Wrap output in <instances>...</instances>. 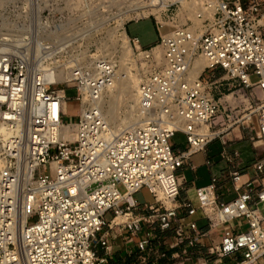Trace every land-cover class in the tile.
I'll list each match as a JSON object with an SVG mask.
<instances>
[{
    "label": "built area",
    "instance_id": "1",
    "mask_svg": "<svg viewBox=\"0 0 264 264\" xmlns=\"http://www.w3.org/2000/svg\"><path fill=\"white\" fill-rule=\"evenodd\" d=\"M14 1L23 5L24 16L13 22L24 28L0 33V264H110L114 233L128 234V253L139 255L142 264H264V163L255 160L247 175L239 168V152L224 141L220 158L229 169L195 189L197 207L181 200L183 180L177 176L190 155L222 140L230 128L222 116L233 121L225 110L220 118V103L211 94L217 70L237 86L261 92L234 124L245 125L255 151L264 149L260 3L197 1L195 24L162 34L163 24L156 23L158 57L155 47L142 48L122 28L130 62L139 66L140 121L115 134L99 107L118 80L116 51L112 59L102 52L110 39L82 50L57 42L69 8L80 6L87 18L107 3ZM118 15L107 22L117 24ZM77 38L86 40L82 33ZM196 60L205 65L194 78ZM56 71L66 79L56 81ZM67 90L79 102L72 124L64 122ZM70 126L67 139L63 132ZM176 132L185 136L180 152L170 144ZM143 187L151 202L140 204L134 196ZM165 236L171 237L169 250L153 256Z\"/></svg>",
    "mask_w": 264,
    "mask_h": 264
},
{
    "label": "rangeland",
    "instance_id": "2",
    "mask_svg": "<svg viewBox=\"0 0 264 264\" xmlns=\"http://www.w3.org/2000/svg\"><path fill=\"white\" fill-rule=\"evenodd\" d=\"M156 0H104L105 3L103 8H99L98 12H92L91 14L88 13V17H81L80 14H82V8L78 5H75L72 8L68 9V12H71L69 15L70 17L67 18L65 16L63 22L61 23V26H63V30L61 31V34L59 35L57 42L58 44L68 46L70 49L73 50H82L84 48H94L95 44L97 45L99 41L110 39V35L108 34L112 33V29L117 26V24H111L110 21L107 22V20H110L114 16L121 14L122 12H126L130 9L141 6H149L152 2H155ZM199 0H186L185 6H181L179 3H173L174 5L170 8H167L168 5H171L170 3H167L164 8L157 10V11H151L147 7V9L144 7L143 9L147 10H141L138 11L137 14H131L128 17L124 18V21L133 22L137 20H142L144 18H148L153 21V23L156 25L163 24L164 27L160 29V32L162 34L169 32L172 30L173 26H180L183 24H190L191 22L195 24L194 20V14L197 10L196 2ZM251 0H242V2L247 3ZM256 2L260 3L261 5V14L263 15V19L260 22L264 23V0H255ZM23 5L17 4L14 0H0V33L4 32V30L10 31V27L17 28L19 27L20 30L21 27L16 25V22L19 21V14H22L23 12ZM67 10V9H65ZM64 11V9H63ZM95 11V10H94ZM24 16V14H22ZM68 15V14H67ZM260 19V18H259ZM98 20L99 23L102 22L104 25L102 28H100L99 32L90 39L86 40H79L77 38V35L81 34V32L86 31L89 29V27L95 26L96 24L92 23L93 21ZM16 21V22H13ZM107 22V23H105ZM259 22V24H260ZM23 26V25H21ZM125 25H123V28ZM9 28V29H8ZM24 28V26H23ZM86 29V30H85ZM17 29H13L12 31H17ZM81 31V32H80ZM122 29L118 32L117 38L118 43L117 46L114 43V46L116 48L114 49L116 51V54L118 56L117 60L120 61V57L122 55V50L120 48L121 44V33ZM80 32V33H79ZM82 32V33H83ZM127 35L130 37H137L139 39V42L141 45H145V42L147 41V38L149 35L154 38V31L150 27V21H141L140 23H130L126 27ZM79 33V34H78ZM68 35H71V39H67L66 37ZM156 36V35H155ZM63 39V40H62ZM111 46L113 44V40L110 39ZM70 45V46H69ZM155 47V46H154ZM152 47V48H154ZM112 54L106 55L108 58L111 56L114 57V50L113 48ZM153 53L158 56L160 53V48L155 47L153 49ZM115 54V55H116ZM66 58V56H64ZM205 65V64H204ZM134 67V66H133ZM138 68L139 66H136L135 72L131 69V74L133 77V81L136 84L138 83ZM63 73L61 72V75ZM123 74V72H121ZM208 74H205L206 77ZM65 77L64 75H62ZM215 78L212 79V81H216L214 85L211 86V94L214 96L215 99H217L220 103L221 108V115L224 114V110L226 111V114L233 115V121L231 122V125L228 124L226 118L222 116L223 119L222 123L229 125V131H232L233 128H236V135H233L232 142L228 143H234L238 140H246L249 138L250 133L245 128V125H241L240 123L234 124V122L239 119V116L243 113L244 109L248 106V102H250L252 105L253 103L257 102L261 98V92L257 89H244L242 87L237 86V83L233 80H228L225 74L221 70H217L214 72ZM254 81V78L251 79ZM122 87H125V85H121ZM127 94V95H126ZM125 95V96H124ZM66 96L69 99L66 103V116L64 118V122L66 124L74 123L76 121V117L79 112V102L74 100L75 97V91L74 90H67ZM122 98V99H121ZM118 114L120 119H124L125 117L129 116V107L133 105V102L135 101V91L134 92H128V93H122L120 94V97L118 99ZM135 115V114H134ZM218 118L217 120H221ZM74 127V126H73ZM73 127H68V132L73 133ZM239 129V131H238ZM66 130V128H65ZM240 132V135H239ZM226 135V133L224 134ZM223 135V136H224ZM222 136V137H223ZM233 148L236 149V151L240 154V160L243 162L244 165H248L252 161L255 160H261L264 163V149L259 148L258 150L254 151L251 148V145L248 141H241L238 143L233 144ZM210 154L211 156L216 155L221 151V139L217 138L215 141L210 145ZM213 161H218L219 158L215 157V159H212ZM191 162L198 167V175L200 177L205 178L207 175V167H205V160L203 154L199 153L197 155H194L191 158ZM213 172H217V168H213ZM183 175L185 176L186 183L184 184V190L181 191V200H184L185 197L189 198L192 205L194 207L198 206V202L196 199V191L194 188H190L189 181L193 180V176L189 174L188 172H184ZM205 182L196 181L195 184L197 187L204 185ZM120 191H122L121 188H119ZM135 199L140 203H149L151 202V197L145 187L141 188L136 194ZM111 218L110 214L106 215V220H109ZM242 224L243 222L240 221L238 224ZM118 233H114L113 236L116 238L112 239V256L110 264H142L140 262V256L139 255H130L129 248L127 247L128 244L126 243L128 234L122 233L123 236L117 235ZM216 241V239H215ZM171 242V237L165 236L161 240V244L156 247V249L153 250L152 255L156 256L157 253H159L162 250H169L167 247L168 244ZM134 252V251H133ZM228 259H224L223 262H228ZM159 264H165L164 261L160 262Z\"/></svg>",
    "mask_w": 264,
    "mask_h": 264
},
{
    "label": "bare ground",
    "instance_id": "3",
    "mask_svg": "<svg viewBox=\"0 0 264 264\" xmlns=\"http://www.w3.org/2000/svg\"><path fill=\"white\" fill-rule=\"evenodd\" d=\"M167 3H170V4L179 3L181 6H185L186 0H156L155 2H152L149 6H141V7L136 6L135 8L130 9V10L118 15V18H119V20L117 21L118 24H117V26H115L114 29H112V33L110 34V39L113 40V44L111 47L102 45L103 46L102 47L103 54L110 56V54H112L111 53L112 50H110L109 48H111V49L113 48V50L116 48L117 43H118L117 34L123 28V21H122L123 16H127L129 13L137 14L138 11L145 10V9H143L144 7L145 8L147 7L151 11H157V10L164 8ZM145 11L147 12V10H145ZM260 24L264 25L263 22H260ZM16 25L20 26V24H16ZM103 25H104V23L96 24L95 26L89 27V29H87L83 33L81 31L80 32L82 33L83 38L90 39L92 36L95 35V34H93V32H97L100 28H102ZM20 27L23 30V26H20ZM126 39L127 38H126L124 31H122V33H121V44H120V48L122 50V55L120 57V61H118L119 69H118L117 83L114 86V88H112L110 91H108L102 97V99L99 102V107L101 108V114H102L103 120L108 126L111 127L110 129L115 134H118L125 129H128L132 126L137 125L138 122L140 121V119L136 118V116L134 115L135 114V101L133 102V105L130 106L128 109L129 110V113H128L129 116L128 117H125L124 119H120L119 114H118V112H119L118 111V103H119L118 99L120 97V94L128 93V92L129 93L134 92L137 88L135 82L133 81V77L131 74V69L134 65H132L130 62V58H129L130 49H129V46H128ZM114 43L116 44V46H114ZM158 56H156V57H158ZM111 57H110V59H112ZM203 68H204V61L203 60H196L193 63V66L191 69V75L194 78L197 77ZM121 72H123V74H121ZM54 79L56 81H62L64 79H66V77H63L61 75L60 71H56L55 75H54ZM121 85H125V87H122ZM63 135L67 139L72 138L71 134L67 130H65L63 132Z\"/></svg>",
    "mask_w": 264,
    "mask_h": 264
},
{
    "label": "crops",
    "instance_id": "4",
    "mask_svg": "<svg viewBox=\"0 0 264 264\" xmlns=\"http://www.w3.org/2000/svg\"><path fill=\"white\" fill-rule=\"evenodd\" d=\"M141 21H150V27L154 31V38L151 37V35H149L148 38H147V41L145 42V45L143 46V45L140 44V46L142 48H144V49L152 48V47L156 46L158 44V42H159V31L157 29V25H155L153 23V21L150 20V19H148V18H144L142 20L133 21V22H130V23H140ZM130 23H127L125 25V28H124L125 32H126L127 25L130 24ZM126 34H127V32H126ZM133 38H137V37H133ZM235 131H236V128H233L232 131H229L228 130L226 132V135H224L222 137V140L223 141L221 140V151L219 153H217L216 155L211 156V154H210L211 152H210V149H209L210 145L215 140L212 141V142H210L207 145L205 152H198V153H194V154L190 155V157L184 162L183 167L180 168L177 171L178 178H180L181 180H183V182H182L183 183V187L182 188H184V184L186 183L185 176L183 175L184 172H188L189 174H191L193 176V180L189 181L188 183H190V185H191L190 188H194V189L201 188V187L206 186L210 182L211 177H221V176H223V175H225L227 173V171L229 169V166L227 165V163H225L224 161H222L221 158H220V154H221L222 150L224 149L223 142L225 141L227 143V146H228V149L229 150H236V149L233 148V144H235V143H238V142H241V141H248L250 143L249 138H247L246 140H238L237 142L228 144V143L232 142L233 135L238 136V135L235 134L236 133ZM238 131H239V129H238ZM239 135H240V132H239ZM170 144H171L172 149L175 152H180V151L185 150V148H186V142H185V136H184V134L181 133V132H176L174 134V136L172 137V139L170 140ZM250 145H251V143H250ZM251 148L253 149L252 145H251ZM199 153L203 154L204 160H205V163L204 164H205V167H207V170H208L207 171V175H206L205 178L200 177L198 175V167L195 166L191 162V158L194 155H197ZM215 157H217V159L219 158V160L216 161V162L212 160V159H215ZM206 161H210L211 162V165L210 166H207L206 165ZM253 162L254 161H252L248 165H244L243 162L241 161V164H240L239 168L243 172H245L247 175L250 176L252 174V171H251L250 166H251V164ZM213 168H217V172H213ZM196 181L205 182V183H204V185L197 187L196 184H195ZM185 199L189 200V198H187V197H185ZM198 216H199V214L196 217H198ZM199 225L202 226L203 225V222L200 221L199 222Z\"/></svg>",
    "mask_w": 264,
    "mask_h": 264
},
{
    "label": "trees",
    "instance_id": "5",
    "mask_svg": "<svg viewBox=\"0 0 264 264\" xmlns=\"http://www.w3.org/2000/svg\"><path fill=\"white\" fill-rule=\"evenodd\" d=\"M112 260H113V259H112ZM112 260H111V261H112ZM112 262H113V261H112Z\"/></svg>",
    "mask_w": 264,
    "mask_h": 264
}]
</instances>
